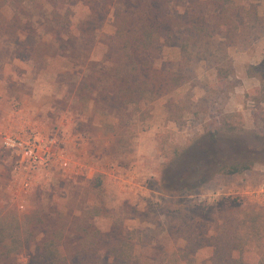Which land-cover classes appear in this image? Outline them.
<instances>
[{
  "label": "rangeland",
  "instance_id": "1",
  "mask_svg": "<svg viewBox=\"0 0 264 264\" xmlns=\"http://www.w3.org/2000/svg\"><path fill=\"white\" fill-rule=\"evenodd\" d=\"M114 1L0 0V134L59 130L71 157L66 171L37 172L19 210L0 144V218L39 208L73 228L81 216L107 232L99 246L115 241L130 256L117 263L264 264V0L194 1L196 24L211 36L196 32L189 82L138 106L83 94L82 54L103 57L102 38L89 33L114 32ZM158 1L170 36L156 66L173 69L189 34L188 0ZM233 165L249 168L222 172ZM0 264L32 263L11 253Z\"/></svg>",
  "mask_w": 264,
  "mask_h": 264
},
{
  "label": "trees",
  "instance_id": "2",
  "mask_svg": "<svg viewBox=\"0 0 264 264\" xmlns=\"http://www.w3.org/2000/svg\"><path fill=\"white\" fill-rule=\"evenodd\" d=\"M159 1L163 3L167 0ZM194 1L196 0H188V6L185 7L189 34L180 38L177 66L164 70L156 64L164 44L162 40L170 35L163 30L164 22L158 12L167 9H163L157 2L153 4V0H142L137 7L128 9L123 0H115L111 4V26L114 27V32L110 36L99 34V27L89 33L92 39L98 35L102 38L101 43L105 48L103 57L97 61L92 59V48L86 55L82 54V62L76 60L81 64L78 68L86 73L82 79L86 101L95 104L115 102L120 106H138L146 101L151 104L189 82L185 69L195 52L194 42L196 34L198 35L196 32L203 33L206 38L211 36L207 27L209 24L205 27L196 24L198 14L193 10ZM217 1L221 3V7L227 6L225 1L228 0ZM207 13L208 11H203L202 15ZM103 61L106 62V67H102ZM248 168L245 165H233L224 168L222 172L234 175ZM96 184L99 186L100 180ZM42 212L43 209L39 208L22 215L8 211L6 216L0 218V247L4 249L0 251V256L24 253L32 264H143L117 263L118 258L130 256L115 241L103 247L99 246V237L107 232L102 233L91 224L85 225L81 216L76 219L77 223L72 228L69 227L67 215L60 213L55 220L48 221L49 218ZM6 239H9L10 244L5 243Z\"/></svg>",
  "mask_w": 264,
  "mask_h": 264
},
{
  "label": "built area",
  "instance_id": "3",
  "mask_svg": "<svg viewBox=\"0 0 264 264\" xmlns=\"http://www.w3.org/2000/svg\"><path fill=\"white\" fill-rule=\"evenodd\" d=\"M0 144L11 153L14 190L12 199L19 210L25 208V197L32 190L33 180L42 169L70 168L71 157L66 139L59 131L43 133L36 125H26L0 134Z\"/></svg>",
  "mask_w": 264,
  "mask_h": 264
}]
</instances>
